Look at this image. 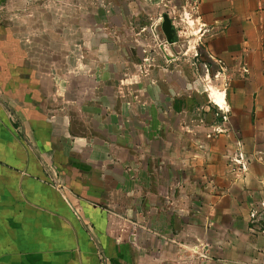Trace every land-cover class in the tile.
<instances>
[{
    "label": "crops",
    "instance_id": "0c3cea01",
    "mask_svg": "<svg viewBox=\"0 0 264 264\" xmlns=\"http://www.w3.org/2000/svg\"><path fill=\"white\" fill-rule=\"evenodd\" d=\"M192 2L220 115L45 4L41 35L0 17V264H264V0Z\"/></svg>",
    "mask_w": 264,
    "mask_h": 264
},
{
    "label": "rangeland",
    "instance_id": "374dc122",
    "mask_svg": "<svg viewBox=\"0 0 264 264\" xmlns=\"http://www.w3.org/2000/svg\"><path fill=\"white\" fill-rule=\"evenodd\" d=\"M192 1L0 0V17L7 23L11 20L18 22L24 36L27 34L26 22L31 20L32 25L34 21L35 26L29 28V33L33 31L36 36L41 35L45 4V16L50 18L52 36H82L85 40L93 36L94 44L104 43L114 47L116 52H123L125 56L131 52L135 58L134 63L141 66V75L146 72L149 75L153 68L164 66L179 72L184 83H187L185 92L179 95H188L191 105L199 110V115L208 108L213 110V115H220L218 109L225 107L226 103L223 106L220 104L226 98L231 75L225 70L223 61L208 57L205 38L200 32L202 27L198 20V10ZM164 14L173 27V47L165 42L161 32L160 24ZM162 43L166 53L160 50ZM90 44L83 41L84 51L91 47ZM55 45L58 47V44ZM77 48L80 50L82 47ZM163 53L174 58L173 61L164 63ZM132 69V74L137 71L133 66Z\"/></svg>",
    "mask_w": 264,
    "mask_h": 264
},
{
    "label": "water",
    "instance_id": "95a60500",
    "mask_svg": "<svg viewBox=\"0 0 264 264\" xmlns=\"http://www.w3.org/2000/svg\"><path fill=\"white\" fill-rule=\"evenodd\" d=\"M160 28H161V31L166 38V43L171 44L172 43V40H171V33H172L171 23H170V21L166 15H163V17H162V22H161Z\"/></svg>",
    "mask_w": 264,
    "mask_h": 264
},
{
    "label": "built area",
    "instance_id": "2783aa9c",
    "mask_svg": "<svg viewBox=\"0 0 264 264\" xmlns=\"http://www.w3.org/2000/svg\"><path fill=\"white\" fill-rule=\"evenodd\" d=\"M254 215V214H253ZM253 215L251 217H253Z\"/></svg>",
    "mask_w": 264,
    "mask_h": 264
},
{
    "label": "flooded vegetation",
    "instance_id": "af4514ba",
    "mask_svg": "<svg viewBox=\"0 0 264 264\" xmlns=\"http://www.w3.org/2000/svg\"><path fill=\"white\" fill-rule=\"evenodd\" d=\"M171 35H172V33H171Z\"/></svg>",
    "mask_w": 264,
    "mask_h": 264
}]
</instances>
